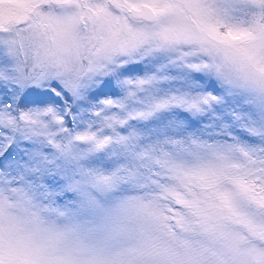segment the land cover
<instances>
[{
    "label": "snow or ice",
    "instance_id": "6c2138e0",
    "mask_svg": "<svg viewBox=\"0 0 264 264\" xmlns=\"http://www.w3.org/2000/svg\"><path fill=\"white\" fill-rule=\"evenodd\" d=\"M0 264H264V0H0Z\"/></svg>",
    "mask_w": 264,
    "mask_h": 264
}]
</instances>
